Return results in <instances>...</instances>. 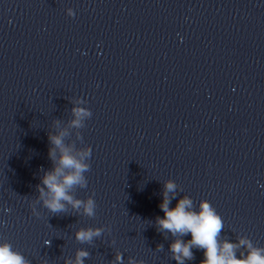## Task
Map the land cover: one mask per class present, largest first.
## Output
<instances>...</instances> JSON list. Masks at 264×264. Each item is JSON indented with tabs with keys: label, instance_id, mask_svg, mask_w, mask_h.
Listing matches in <instances>:
<instances>
[{
	"label": "clouds",
	"instance_id": "9594fccd",
	"mask_svg": "<svg viewBox=\"0 0 264 264\" xmlns=\"http://www.w3.org/2000/svg\"><path fill=\"white\" fill-rule=\"evenodd\" d=\"M52 143L57 146L61 145V139L58 137H50ZM61 164L66 168H75L76 174L69 175L64 179L63 185L57 182L56 175L47 173L43 177V184L51 190L53 198L51 201H46V205L51 211L58 212L62 210L61 200H69L70 197L66 195L65 185L71 186L79 183L82 179L80 173L85 170V166L75 161L67 152L61 158ZM57 172L59 169L56 170ZM174 186L168 184L167 188L171 190ZM190 206V201L187 199L181 200L175 209H169L167 202L161 205L164 211L165 218L159 219V224L173 233H188L192 234L190 244L196 245L199 248L205 249V259L201 264H264V256L260 254L259 250H252L246 259L238 260L233 253V245L225 243L223 246V254H221L216 237L222 229V222L211 209L209 204L203 203L202 210L199 214L186 211V207ZM87 211L92 213V201L88 202ZM78 239H91V231H81L77 234ZM175 253H182L184 257L191 259L192 252L189 245L181 244L179 241L172 245ZM81 255H86L81 253ZM178 259V257H177ZM0 264H25L23 258L11 251L10 246H0Z\"/></svg>",
	"mask_w": 264,
	"mask_h": 264
}]
</instances>
